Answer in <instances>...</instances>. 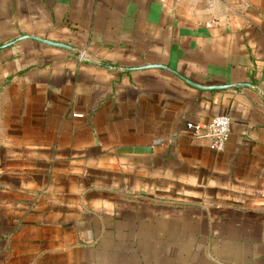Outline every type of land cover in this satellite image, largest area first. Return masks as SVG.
I'll list each match as a JSON object with an SVG mask.
<instances>
[{
  "label": "crops",
  "instance_id": "1",
  "mask_svg": "<svg viewBox=\"0 0 264 264\" xmlns=\"http://www.w3.org/2000/svg\"><path fill=\"white\" fill-rule=\"evenodd\" d=\"M22 35L74 51L0 48V264H264V0H0Z\"/></svg>",
  "mask_w": 264,
  "mask_h": 264
},
{
  "label": "built area",
  "instance_id": "2",
  "mask_svg": "<svg viewBox=\"0 0 264 264\" xmlns=\"http://www.w3.org/2000/svg\"><path fill=\"white\" fill-rule=\"evenodd\" d=\"M188 127L195 137L209 139L211 147L223 150L230 136L231 118L218 115L209 123H188Z\"/></svg>",
  "mask_w": 264,
  "mask_h": 264
},
{
  "label": "water",
  "instance_id": "3",
  "mask_svg": "<svg viewBox=\"0 0 264 264\" xmlns=\"http://www.w3.org/2000/svg\"><path fill=\"white\" fill-rule=\"evenodd\" d=\"M30 37L35 39V40L41 41L43 43H47V44H50V45L63 47V48H66V49L74 51V47H72V46H70V45H68L66 43L56 42V41H52V40L45 39V38H42V37L30 36V35H22V36L16 37L15 39L3 44L2 46H0V48L1 47L11 46V45L17 43L20 40H23V39H26V38H30ZM145 67H161V68L168 69V70L172 71L174 74H176L178 77H180L181 79L186 81L187 83H189V84H191V85H193L195 87L201 88V89H224V88H234V87H237V86H240V85H251L249 83H231V84H226V85H201V84H198V83H195V82L191 81L190 79H188L187 77L183 76L178 71L170 68L169 66H165V65H162V64H151V65L143 66L141 68H145Z\"/></svg>",
  "mask_w": 264,
  "mask_h": 264
}]
</instances>
